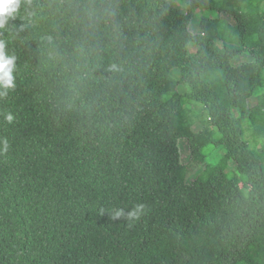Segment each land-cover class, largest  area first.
<instances>
[{
	"label": "trees",
	"instance_id": "16d2710c",
	"mask_svg": "<svg viewBox=\"0 0 264 264\" xmlns=\"http://www.w3.org/2000/svg\"><path fill=\"white\" fill-rule=\"evenodd\" d=\"M185 1L19 0L0 264H264V0Z\"/></svg>",
	"mask_w": 264,
	"mask_h": 264
},
{
	"label": "rangeland",
	"instance_id": "374dc122",
	"mask_svg": "<svg viewBox=\"0 0 264 264\" xmlns=\"http://www.w3.org/2000/svg\"><path fill=\"white\" fill-rule=\"evenodd\" d=\"M172 3H174V5L180 9H185L186 8V1L185 0H170ZM216 12H212V14H208V16H213L216 15ZM193 31V29H192ZM195 31V29H194ZM203 31L205 33L209 32V29L206 25V23L203 25ZM166 56H162L161 58H159L157 60V64H158V68L161 74H166V73H176V64L175 62ZM193 133V130H186L185 132H181L177 134V141L172 144L170 146V148L168 149V157H169V161L171 163V166L173 169H177L180 167L181 163L184 161L186 162L187 159V155L183 153H181V150H183L182 144L180 146V143L178 142V140H183L188 138L191 134ZM207 133H209V130H207ZM264 136V122L261 123H257L254 126V130L252 133V137L257 139L260 137ZM218 161L217 157H214L211 159V163L216 164ZM213 168V167H211ZM210 172L217 178L222 179L224 177V172L221 169L218 170H210ZM218 191L220 194L222 195H227L228 190L227 187L225 185H221L218 188Z\"/></svg>",
	"mask_w": 264,
	"mask_h": 264
},
{
	"label": "clouds",
	"instance_id": "9594fccd",
	"mask_svg": "<svg viewBox=\"0 0 264 264\" xmlns=\"http://www.w3.org/2000/svg\"><path fill=\"white\" fill-rule=\"evenodd\" d=\"M19 7V0H0V28H4L8 17ZM5 43L0 41V95H6L7 90L15 87V57L5 51ZM5 119L11 123L14 120L12 113H8ZM110 219L119 220L122 216L121 210L108 213Z\"/></svg>",
	"mask_w": 264,
	"mask_h": 264
}]
</instances>
